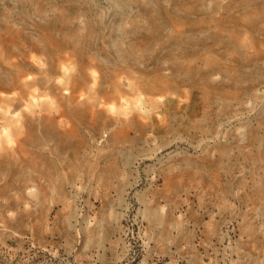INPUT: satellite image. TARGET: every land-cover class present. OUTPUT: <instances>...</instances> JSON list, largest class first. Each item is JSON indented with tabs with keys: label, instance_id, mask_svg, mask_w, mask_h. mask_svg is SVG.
Instances as JSON below:
<instances>
[{
	"label": "rangeland",
	"instance_id": "rangeland-1",
	"mask_svg": "<svg viewBox=\"0 0 264 264\" xmlns=\"http://www.w3.org/2000/svg\"><path fill=\"white\" fill-rule=\"evenodd\" d=\"M0 264H264V0H0Z\"/></svg>",
	"mask_w": 264,
	"mask_h": 264
}]
</instances>
